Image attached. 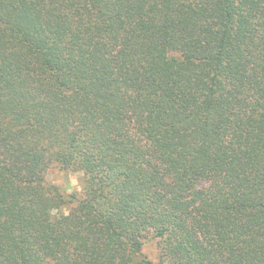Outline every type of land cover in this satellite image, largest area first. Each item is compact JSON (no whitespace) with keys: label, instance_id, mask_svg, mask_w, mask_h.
Instances as JSON below:
<instances>
[{"label":"trees","instance_id":"trees-1","mask_svg":"<svg viewBox=\"0 0 264 264\" xmlns=\"http://www.w3.org/2000/svg\"><path fill=\"white\" fill-rule=\"evenodd\" d=\"M0 264H264V0H0Z\"/></svg>","mask_w":264,"mask_h":264},{"label":"rangeland","instance_id":"rangeland-1","mask_svg":"<svg viewBox=\"0 0 264 264\" xmlns=\"http://www.w3.org/2000/svg\"><path fill=\"white\" fill-rule=\"evenodd\" d=\"M47 180L59 186L65 192H71L78 188L79 175L60 172L59 170H51L47 173ZM148 257L156 261L158 259V251L155 245L148 244L146 247Z\"/></svg>","mask_w":264,"mask_h":264}]
</instances>
